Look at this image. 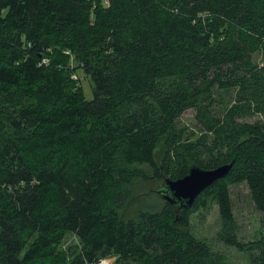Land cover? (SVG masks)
<instances>
[{"label":"trees","instance_id":"1","mask_svg":"<svg viewBox=\"0 0 264 264\" xmlns=\"http://www.w3.org/2000/svg\"><path fill=\"white\" fill-rule=\"evenodd\" d=\"M108 1L0 0V264H226L192 231L211 202L218 240L264 264L230 190L264 213V0ZM232 162L191 209L123 217L135 181Z\"/></svg>","mask_w":264,"mask_h":264},{"label":"rangeland","instance_id":"2","mask_svg":"<svg viewBox=\"0 0 264 264\" xmlns=\"http://www.w3.org/2000/svg\"><path fill=\"white\" fill-rule=\"evenodd\" d=\"M76 75L80 78L85 97L91 101L94 99L93 83L84 76L83 71ZM229 98V96H228ZM228 100V99H227ZM257 118L248 121L253 122ZM195 111L188 110L180 120V126H187L191 130H197ZM163 145L157 149V161L161 162L164 156ZM150 174V173H149ZM167 177H164L166 179ZM163 180H137L133 184V198L122 214L126 220L137 219L139 213L144 210H161L166 201L159 193V185ZM233 212L236 223L239 227V239L243 243L255 242L264 239V213L257 210L252 200L250 189L246 183L231 186ZM192 231L200 239L206 240L216 252L226 257V264H250L249 254L241 252L236 248L224 245L218 240V233L221 230V218L218 206L211 202L208 209H200L193 213ZM78 244L74 236L68 237L64 246L68 248ZM111 264L115 263V256L109 258Z\"/></svg>","mask_w":264,"mask_h":264},{"label":"water","instance_id":"3","mask_svg":"<svg viewBox=\"0 0 264 264\" xmlns=\"http://www.w3.org/2000/svg\"><path fill=\"white\" fill-rule=\"evenodd\" d=\"M233 166L234 162L212 170L192 166L189 173L181 179H164L159 186V193L167 203L177 209H191L205 190L229 175Z\"/></svg>","mask_w":264,"mask_h":264},{"label":"built area","instance_id":"4","mask_svg":"<svg viewBox=\"0 0 264 264\" xmlns=\"http://www.w3.org/2000/svg\"><path fill=\"white\" fill-rule=\"evenodd\" d=\"M105 4H106V5H108V4H109V1H108V0H105ZM74 78H75V79H78V77H77V76H74ZM99 264H110V263H109V261H108V260H106V259H103V260H101V261H100V263H99Z\"/></svg>","mask_w":264,"mask_h":264}]
</instances>
